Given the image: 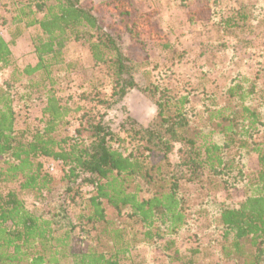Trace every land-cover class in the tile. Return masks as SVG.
<instances>
[{"label":"trees","instance_id":"1","mask_svg":"<svg viewBox=\"0 0 264 264\" xmlns=\"http://www.w3.org/2000/svg\"><path fill=\"white\" fill-rule=\"evenodd\" d=\"M32 1L35 9L43 14L27 22V25H37L32 44L38 61L34 66H26L25 74L32 75L39 70L48 73L62 62V49L68 40H82L88 43L94 65L104 67L111 85L113 101L98 99L99 102L108 107L122 100L129 90L137 89L151 98L156 111L146 126L129 118L127 133L134 144L130 149L121 150L113 146V134L102 123V114H92L91 110L83 114L74 138L58 139L67 122L68 107L51 92L41 110V124L32 130L17 128L11 96L0 87V175L4 180H19L21 190H31L39 198L46 197L54 187L61 189L59 204L53 212L39 214L28 209L15 191L0 193V264H120L121 256L125 257L130 250V238H127L130 229L106 226L94 232L96 240L101 236L108 238L105 243L97 241L86 251L74 252L71 239L77 224L88 226L86 232H89L107 218L105 205H108L117 211V216L127 213L136 219L147 229L145 237L149 241L161 235L176 236L188 227L187 203L180 194L182 183L199 182L196 180L206 171L207 179L211 174L219 177L224 187H231L242 177L241 169L233 163L243 164L246 151L257 154L258 172L249 194L219 212L222 244L218 256L237 264H264V150L256 148L253 141L254 135L264 131V103L260 110L248 105L256 94V87L250 84L245 90L233 76L235 79H229L232 85L225 91L229 96L235 95L236 101L225 102L217 108L211 102L205 107L210 112L208 126L190 123L187 108L190 94L196 90L170 95L167 88L155 82L139 86L134 78L139 66L123 51L120 35L128 34L133 41L138 39L137 19L145 14H137L136 22L130 18L134 11L131 0H112L113 9L121 15L119 23L112 24L99 17L95 6L86 0ZM185 1L178 0L182 5ZM262 10L264 4L258 0L248 10L227 16L222 20V27L231 31L248 20L255 25ZM259 52L253 51L251 56L256 59L264 56V52ZM10 55L9 44L0 35L1 66L8 64ZM212 65L220 66L219 62ZM148 74L144 70L143 75ZM203 93L207 98L213 96ZM191 111L192 115H200L193 107ZM124 126V121L120 122L122 129ZM204 133L209 137L220 133L223 142L196 146V138ZM176 144L177 160L172 161L170 155ZM228 148L235 153L227 154ZM153 152L161 153L160 162H148ZM42 156L59 159L63 169L68 167L60 180L42 167ZM79 177L90 186L89 196L82 199L83 209L70 216V206L85 194L81 193L82 185L75 184ZM140 180L149 192L145 198L139 197ZM193 256L182 264H193Z\"/></svg>","mask_w":264,"mask_h":264},{"label":"rangeland","instance_id":"2","mask_svg":"<svg viewBox=\"0 0 264 264\" xmlns=\"http://www.w3.org/2000/svg\"><path fill=\"white\" fill-rule=\"evenodd\" d=\"M86 1L95 6L98 16L106 23H119L121 15L113 9L112 0ZM257 1L186 0L182 5L178 0H131L134 11L130 18L136 22L137 14H145L142 19H137L140 34L134 41L125 33L120 37L123 51L139 66V72L134 74L137 84L144 86L148 82H155L159 87L167 88L170 95L196 90L190 94L187 114L190 123L198 122L202 127L209 125L207 118L210 112L205 107L211 102L217 108L225 102L236 101L235 95L229 96L225 91L232 85L229 79L233 76L245 90L250 84L256 87V94L248 105L260 110L261 103H264V66L261 65L264 59L259 60V57L264 56L259 55L256 59L251 53L257 50H260V54L264 52V10L258 18L259 23L255 25L248 20L243 26L231 31L222 27V20L227 16L248 10V6ZM42 14L43 11L35 9L32 0H0V35L8 42L11 52L8 64L0 65V87L11 96L16 112L15 126L30 130L38 127L41 124V110L48 92H51L68 107L65 117L67 122L58 139L74 138L83 121V114L91 110L92 114H102V123L113 134V146L121 150L130 149L134 142L127 133L129 118L146 126L155 115L156 107L150 97L137 89L129 90L122 100L108 107L99 102L98 99L113 101L111 85L104 67L94 65L87 42L68 40L62 49V62L48 73L42 70L32 75L24 73L26 66H34L38 61L32 44V37L38 31L37 25H27V22L32 17L40 18ZM258 60L259 64L256 62ZM218 62L220 66L213 67L212 64ZM144 70L149 74L143 75ZM203 92L212 93L213 96L207 98L202 95ZM192 107L200 115H192ZM122 121L125 123L123 129L120 127ZM253 141L256 148L264 150V131L254 135ZM208 142L222 143L223 135L216 133L209 137L205 133L199 134L195 145L201 146ZM177 147L178 144L170 155L172 161L177 160ZM226 152L234 154L235 150L228 148ZM243 156V164L241 161L233 163L234 167L241 169L242 177L231 187H224L219 177L211 174L207 175L208 180L206 171L202 178L196 180L199 182L182 183L180 194L187 203L185 215L188 227L176 236L161 235L149 241L145 237L147 229L136 219L127 213L119 217L115 209L105 205L107 218L94 228L90 227L89 232H86L88 226L77 224L72 232L71 251H86L91 243L97 241L105 243L108 238L101 236L96 240L94 232L114 225L130 229L127 234L130 250L125 257L121 256L120 264H182L191 254L194 255L193 264H237L232 260H221L218 256L222 244L219 212L221 208L243 200L255 181L258 172L257 154L246 151ZM161 158V153L153 152L148 162H160ZM40 162L56 180H60L61 174L68 168L63 169L59 159L42 156ZM78 183L82 185L81 193L85 194L77 197L76 203L70 206V216H75L83 209L82 199L89 196L90 186L82 183L81 177L75 181V184ZM139 183V197L149 196L146 184L142 180ZM9 190L15 191L25 206L37 214L53 212L54 206L59 204L61 193L57 186L46 197L39 198L31 190H21L19 180H4L0 175V193ZM58 224L62 225L59 221Z\"/></svg>","mask_w":264,"mask_h":264},{"label":"built area","instance_id":"3","mask_svg":"<svg viewBox=\"0 0 264 264\" xmlns=\"http://www.w3.org/2000/svg\"><path fill=\"white\" fill-rule=\"evenodd\" d=\"M52 169V168H51Z\"/></svg>","mask_w":264,"mask_h":264}]
</instances>
